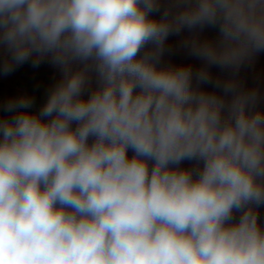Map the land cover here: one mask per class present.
<instances>
[{
	"label": "clouds",
	"instance_id": "9594fccd",
	"mask_svg": "<svg viewBox=\"0 0 264 264\" xmlns=\"http://www.w3.org/2000/svg\"><path fill=\"white\" fill-rule=\"evenodd\" d=\"M185 31L201 66H161ZM0 46L5 75L62 72L4 105L0 264H264V109L236 78L264 0H0Z\"/></svg>",
	"mask_w": 264,
	"mask_h": 264
},
{
	"label": "crops",
	"instance_id": "0c3cea01",
	"mask_svg": "<svg viewBox=\"0 0 264 264\" xmlns=\"http://www.w3.org/2000/svg\"><path fill=\"white\" fill-rule=\"evenodd\" d=\"M157 17L159 14H155ZM190 34L188 32L182 33L180 36H170L166 41V47L171 49L166 51L161 59V66L173 65L178 66L181 64H191L193 70L198 69L202 61L197 59L194 56L189 55L188 50L182 47L181 42L183 39L188 37ZM201 38H210L215 39L217 36V30L213 28H206L202 33H200ZM150 47V46H149ZM6 56V50L0 46V57L3 61V58ZM0 61V63L2 62ZM43 61L46 62L47 68L52 70L54 74L61 78L62 72L59 67L53 65L50 62V58H45ZM76 67V65H74ZM14 71L20 73L18 70ZM213 77L221 76L222 78H229L231 76L230 72H221L218 68L210 69ZM236 78L241 82L242 86L245 89L256 88L258 90V100L256 107L259 109H264V52L257 54L251 63H245L239 72L236 75ZM93 84H94V74H93ZM195 84V81H194ZM201 88H204L208 91H217L218 94H222L219 90L214 89L211 85H201ZM40 109L41 106H35ZM131 155V153H129ZM193 162L185 161L181 167H193ZM259 219L262 226H264V206H261L258 209Z\"/></svg>",
	"mask_w": 264,
	"mask_h": 264
},
{
	"label": "trees",
	"instance_id": "16d2710c",
	"mask_svg": "<svg viewBox=\"0 0 264 264\" xmlns=\"http://www.w3.org/2000/svg\"><path fill=\"white\" fill-rule=\"evenodd\" d=\"M0 61H2L1 57ZM46 66V62L42 61L38 67H33L31 60H29L15 68L23 74L22 85L25 88L27 96L33 98V105L35 106L43 105L47 98L48 89L60 79ZM3 85V81L0 80V102L4 94Z\"/></svg>",
	"mask_w": 264,
	"mask_h": 264
},
{
	"label": "rangeland",
	"instance_id": "374dc122",
	"mask_svg": "<svg viewBox=\"0 0 264 264\" xmlns=\"http://www.w3.org/2000/svg\"><path fill=\"white\" fill-rule=\"evenodd\" d=\"M4 60V58H3ZM3 61L0 63V80L3 81V97L0 102V110L4 109L3 100L16 99L12 94L17 93L18 99L22 96H27L25 88L22 85V75L16 71H12L10 74L5 75L2 71ZM32 108V107H31ZM35 112L39 111V108H32ZM14 115L13 112H8L4 115V118H11Z\"/></svg>",
	"mask_w": 264,
	"mask_h": 264
},
{
	"label": "water",
	"instance_id": "95a60500",
	"mask_svg": "<svg viewBox=\"0 0 264 264\" xmlns=\"http://www.w3.org/2000/svg\"><path fill=\"white\" fill-rule=\"evenodd\" d=\"M13 97H15L16 99H18V94L14 93L12 94ZM9 100H3L4 105L8 102ZM32 108H35V105H32ZM14 113V112H13ZM8 114V112L3 110H0V119L4 118V115Z\"/></svg>",
	"mask_w": 264,
	"mask_h": 264
},
{
	"label": "bare ground",
	"instance_id": "6f19581e",
	"mask_svg": "<svg viewBox=\"0 0 264 264\" xmlns=\"http://www.w3.org/2000/svg\"><path fill=\"white\" fill-rule=\"evenodd\" d=\"M29 111H31V112H35L32 108H30V109H28Z\"/></svg>",
	"mask_w": 264,
	"mask_h": 264
}]
</instances>
